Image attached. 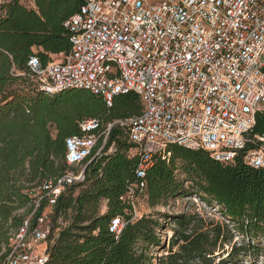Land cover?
Here are the masks:
<instances>
[{
	"label": "trees",
	"instance_id": "16d2710c",
	"mask_svg": "<svg viewBox=\"0 0 264 264\" xmlns=\"http://www.w3.org/2000/svg\"><path fill=\"white\" fill-rule=\"evenodd\" d=\"M83 4L84 0L0 4V262L11 251L12 233L26 220L33 228L45 209L46 200L35 210L36 190L71 169L76 173L83 169L85 179L67 186L54 206L45 264H151L150 248L165 244L158 230L172 225L162 264H225L240 255L260 253L264 166L245 163V150L225 163L208 151L172 144L171 156L156 158L144 178L141 197L151 207L196 196L215 205L222 222L207 220L198 212H168L162 222L147 214L134 217L132 206L120 197L138 179L139 156L118 124L100 151L102 139L81 165L67 164L66 139L81 134L82 120L101 118L106 125L143 111L134 92L117 94L108 106L87 90L47 93L30 77L31 56L47 64L69 54L71 33L65 23ZM260 137L264 138V112L256 116L246 150L264 146ZM115 217L124 221L119 235L110 229ZM235 233L247 242L232 245L216 262L217 252H225Z\"/></svg>",
	"mask_w": 264,
	"mask_h": 264
},
{
	"label": "built area",
	"instance_id": "2783aa9c",
	"mask_svg": "<svg viewBox=\"0 0 264 264\" xmlns=\"http://www.w3.org/2000/svg\"><path fill=\"white\" fill-rule=\"evenodd\" d=\"M71 50L44 64L30 57V77L47 92L87 90L112 106L117 94L137 93L139 115L104 124L80 122L81 134L66 139V162L81 165L111 128L126 130L139 156L137 180L120 197L141 215L137 202L156 158H168L169 145L208 151L230 163L264 166V146L247 149L256 116L264 112V0H84L66 23ZM264 141L263 137H260ZM98 151V152H99ZM85 179L68 171L35 192V210L46 207L33 228L29 220L9 238L10 253L0 264H45L52 213L67 186ZM121 217L110 229L119 235Z\"/></svg>",
	"mask_w": 264,
	"mask_h": 264
},
{
	"label": "rangeland",
	"instance_id": "374dc122",
	"mask_svg": "<svg viewBox=\"0 0 264 264\" xmlns=\"http://www.w3.org/2000/svg\"><path fill=\"white\" fill-rule=\"evenodd\" d=\"M5 0H0V4L4 2ZM55 58H61L60 56H55ZM261 60L264 62V55L261 57ZM72 171H75V169H71ZM70 170V171H71ZM180 178H182L180 176ZM137 208L139 210L140 214H147L152 215L155 218H159V221H164V215L168 214V212L173 213H182V212H198L201 216H203L207 220H215V221H224L221 214L217 211V208L215 205H208L201 199H199L196 196L193 197H187L184 199H173L169 200L166 203V206H157V207H151L150 204L147 202V199H144L143 197H140V199L137 202ZM161 216V218H160ZM173 225L171 226V228ZM170 227L167 229H161L158 230L160 234L162 235L163 243L165 241V244H162L161 246H154L151 247L149 250V256L151 259V264H162L161 258L168 252L169 247V237L172 235V229ZM235 232V231H234ZM246 239V238H245ZM247 242V239L244 240L241 235L238 233H235L234 239L232 244L229 246H225V252L224 250H221L217 252V260L218 262L220 260V256H226L229 251L232 250V245L234 244H240L242 242ZM166 246V247H162ZM259 248L262 249L260 253H255L252 255H240L237 257L233 262L225 263V264H264V243L259 245ZM176 249V248H175Z\"/></svg>",
	"mask_w": 264,
	"mask_h": 264
}]
</instances>
